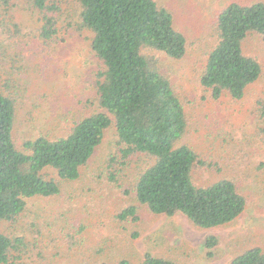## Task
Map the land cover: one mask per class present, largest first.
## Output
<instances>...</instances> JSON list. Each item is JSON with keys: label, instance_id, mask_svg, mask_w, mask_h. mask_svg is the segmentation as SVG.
<instances>
[{"label": "rangeland", "instance_id": "374dc122", "mask_svg": "<svg viewBox=\"0 0 264 264\" xmlns=\"http://www.w3.org/2000/svg\"><path fill=\"white\" fill-rule=\"evenodd\" d=\"M173 15V25L187 39L181 59L158 57L188 116V127L179 143L199 152L203 165L195 168L196 184L226 177L235 181L246 197L241 214L226 225L198 228L184 215H154L137 202L133 185L148 157L132 156L113 174L108 156L118 154L116 131L110 125L80 176L61 182L55 197L30 198L16 222H2L0 230L22 236L26 247L22 260L30 264H118L122 259L139 264L146 252L176 264H229L246 248L264 250V73L250 84L239 100L213 99L200 84L207 53L216 42L214 13L231 0H154ZM245 2L264 0H241ZM58 34L41 43L35 36L41 26L38 10L25 0H8L0 6L12 35L0 27L2 79H14L19 87L16 145L38 133L62 134L72 119L98 109L96 74L101 62L89 48L91 34L79 29V7L73 0H53ZM244 51L264 63V41L250 36ZM148 52V51H146ZM15 60V61H14ZM38 80L32 83L28 79ZM120 161V160H118ZM125 161V162H122ZM56 177L53 170L45 172ZM135 206L136 219L119 214ZM209 235L217 244L208 249Z\"/></svg>", "mask_w": 264, "mask_h": 264}, {"label": "trees", "instance_id": "16d2710c", "mask_svg": "<svg viewBox=\"0 0 264 264\" xmlns=\"http://www.w3.org/2000/svg\"><path fill=\"white\" fill-rule=\"evenodd\" d=\"M25 1L40 14L42 24L35 38L41 43L55 40L58 29L51 11L58 10L57 5L53 0ZM73 1L79 7L77 26L91 34L90 51L102 64L95 80L98 109L72 119L62 134L38 133L19 148L14 135L22 84L14 86V79L3 80L0 72V224L16 222L28 199L55 197L61 182L78 179L110 125L116 131L118 151L108 156V166L115 167L113 174L124 166L121 160L137 155L149 158L138 172L133 191L150 213H181L203 229L235 220L246 207L238 185L226 177L196 184L193 173L203 161L192 146L179 143L187 131L188 116L170 79L157 65L159 54L172 59L186 54V36L173 25L171 11L154 0ZM7 4L8 0H0V6ZM213 24L216 42L207 53L200 84L215 100L222 96L239 100L264 73V63L244 51L250 36L264 41V2L231 0L214 13ZM12 25L11 29L0 19L1 28L12 35L20 33ZM259 106L264 118V103ZM47 169L56 177H49ZM135 211L130 205L119 217L136 219ZM204 244L212 249L217 238L209 235ZM25 247L24 237L0 230V264H30L21 258ZM118 264L130 263L122 259ZM139 264L176 263L146 252ZM229 264H264V250L246 248Z\"/></svg>", "mask_w": 264, "mask_h": 264}]
</instances>
